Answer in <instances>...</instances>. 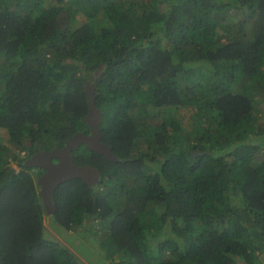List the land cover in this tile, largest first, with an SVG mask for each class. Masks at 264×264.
<instances>
[{"label":"trees","instance_id":"trees-1","mask_svg":"<svg viewBox=\"0 0 264 264\" xmlns=\"http://www.w3.org/2000/svg\"><path fill=\"white\" fill-rule=\"evenodd\" d=\"M100 67L119 161L74 149L102 181L46 225L24 162L90 133ZM98 237L111 264H264V0H0V264H88Z\"/></svg>","mask_w":264,"mask_h":264},{"label":"water","instance_id":"water-1","mask_svg":"<svg viewBox=\"0 0 264 264\" xmlns=\"http://www.w3.org/2000/svg\"><path fill=\"white\" fill-rule=\"evenodd\" d=\"M103 72L104 68L100 67L95 72L93 79L84 84L89 103L88 113L84 120L90 125V133H76L62 147L56 146L52 150L36 152L24 162L27 166L39 167L44 170L38 177V183L41 186L40 192L47 215H51L56 211L54 196L57 188L63 182L81 178L90 187L98 188L102 181V174L98 167L92 164L80 165L75 162L74 149H78L82 144H85L89 149L105 156L107 160L119 161L112 145L103 141L101 124L104 113L96 104L98 82L102 78ZM203 153L198 149L191 151L193 156Z\"/></svg>","mask_w":264,"mask_h":264},{"label":"rangeland","instance_id":"rangeland-1","mask_svg":"<svg viewBox=\"0 0 264 264\" xmlns=\"http://www.w3.org/2000/svg\"><path fill=\"white\" fill-rule=\"evenodd\" d=\"M14 166L19 170V166H17L16 164ZM45 224L49 225L48 215H46L45 217ZM82 246L83 247H81L80 252L82 253V257L84 258L85 262H87L88 264H103V263L111 264V261L110 260L108 261V259L102 253V249L100 248V243H99V237L96 239L95 242L94 240L93 242H87L86 240L83 239ZM75 248L77 247L75 246Z\"/></svg>","mask_w":264,"mask_h":264},{"label":"flooded vegetation","instance_id":"flooded-vegetation-1","mask_svg":"<svg viewBox=\"0 0 264 264\" xmlns=\"http://www.w3.org/2000/svg\"><path fill=\"white\" fill-rule=\"evenodd\" d=\"M55 161H57V160H55ZM41 174H42V173H41ZM41 174H39V176H40Z\"/></svg>","mask_w":264,"mask_h":264}]
</instances>
